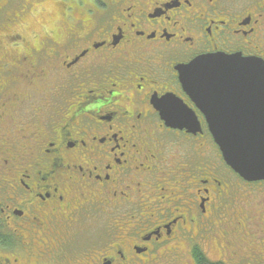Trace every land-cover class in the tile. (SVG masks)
I'll return each mask as SVG.
<instances>
[{"label": "flooded vegetation", "instance_id": "af4514ba", "mask_svg": "<svg viewBox=\"0 0 264 264\" xmlns=\"http://www.w3.org/2000/svg\"><path fill=\"white\" fill-rule=\"evenodd\" d=\"M62 6L61 35L0 36V264H264V180L225 163L180 80L264 61V0ZM181 106L200 131L171 126Z\"/></svg>", "mask_w": 264, "mask_h": 264}, {"label": "water", "instance_id": "95a60500", "mask_svg": "<svg viewBox=\"0 0 264 264\" xmlns=\"http://www.w3.org/2000/svg\"><path fill=\"white\" fill-rule=\"evenodd\" d=\"M180 80L225 163L246 181L264 180V61L239 55L198 58L182 67ZM181 107L171 126L200 131L195 113Z\"/></svg>", "mask_w": 264, "mask_h": 264}, {"label": "rangeland", "instance_id": "374dc122", "mask_svg": "<svg viewBox=\"0 0 264 264\" xmlns=\"http://www.w3.org/2000/svg\"><path fill=\"white\" fill-rule=\"evenodd\" d=\"M62 3L69 10H74L73 13H78V7L86 6V0H0V8L5 9V13L0 14V36L4 35L6 27L13 24L17 33L27 37L42 36L48 28L61 35L58 26L64 20ZM22 5H28L29 9L23 10ZM12 29L11 27L10 32ZM189 146L193 148L192 145Z\"/></svg>", "mask_w": 264, "mask_h": 264}]
</instances>
